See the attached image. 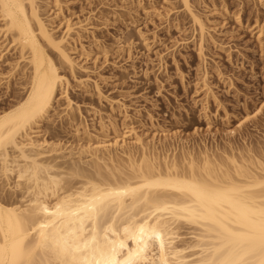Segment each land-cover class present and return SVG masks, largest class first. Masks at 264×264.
Wrapping results in <instances>:
<instances>
[{
	"label": "bare ground",
	"instance_id": "1",
	"mask_svg": "<svg viewBox=\"0 0 264 264\" xmlns=\"http://www.w3.org/2000/svg\"><path fill=\"white\" fill-rule=\"evenodd\" d=\"M180 1L201 52L205 23L189 0ZM0 20L8 41L0 60L11 48L24 63L14 74L22 92L10 89L0 110V181L15 171L14 189L26 198L4 204L0 196V264H264L261 159L231 153L218 161L203 151L198 161L180 154L181 162L135 135L132 145L115 138L89 144L59 71L62 65L72 74L75 66L66 48L73 25L67 21L56 36L36 0H0ZM57 96L75 142L67 152L36 140ZM180 225L194 231L191 244Z\"/></svg>",
	"mask_w": 264,
	"mask_h": 264
},
{
	"label": "rangeland",
	"instance_id": "2",
	"mask_svg": "<svg viewBox=\"0 0 264 264\" xmlns=\"http://www.w3.org/2000/svg\"><path fill=\"white\" fill-rule=\"evenodd\" d=\"M58 1L59 13L55 0L36 3L56 36L67 21L73 25L66 48L75 66L72 74L62 65L59 71L89 144L118 139L132 145L136 136L161 157L181 162L190 154L198 161L203 151L216 160L233 153L264 162V0H189L205 23L201 52L198 29L180 0ZM7 42L0 34V51ZM17 62L11 48L0 60V110L10 89L22 92L14 74L24 63L14 68ZM65 106L57 96L36 140L67 152L75 142ZM15 176L0 181L4 204L26 200L21 187L14 189ZM179 228V235H189L183 243L191 244L192 228Z\"/></svg>",
	"mask_w": 264,
	"mask_h": 264
},
{
	"label": "snow or ice",
	"instance_id": "3",
	"mask_svg": "<svg viewBox=\"0 0 264 264\" xmlns=\"http://www.w3.org/2000/svg\"><path fill=\"white\" fill-rule=\"evenodd\" d=\"M122 247H123V245H122ZM110 264H119V261H111ZM126 264H132V260L129 259V261H127Z\"/></svg>",
	"mask_w": 264,
	"mask_h": 264
}]
</instances>
